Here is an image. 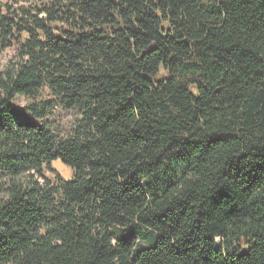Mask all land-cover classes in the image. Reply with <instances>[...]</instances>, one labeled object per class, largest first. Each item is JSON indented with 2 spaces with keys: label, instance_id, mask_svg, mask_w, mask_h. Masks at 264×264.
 I'll return each mask as SVG.
<instances>
[{
  "label": "trees",
  "instance_id": "trees-1",
  "mask_svg": "<svg viewBox=\"0 0 264 264\" xmlns=\"http://www.w3.org/2000/svg\"><path fill=\"white\" fill-rule=\"evenodd\" d=\"M5 52L0 264H264V0L0 1Z\"/></svg>",
  "mask_w": 264,
  "mask_h": 264
},
{
  "label": "rangeland",
  "instance_id": "rangeland-1",
  "mask_svg": "<svg viewBox=\"0 0 264 264\" xmlns=\"http://www.w3.org/2000/svg\"><path fill=\"white\" fill-rule=\"evenodd\" d=\"M0 1H6V0H0ZM7 1H11V0H7ZM10 55H11L10 52H5L2 55H0V70L3 69ZM45 94L46 95L48 94L47 90H45ZM16 104L19 106H24L25 99L23 97H17ZM79 116H80L79 109L66 110V109L57 108L54 114V121L56 122L59 132L62 135H67L68 133H70L75 123L77 122ZM52 165L63 178L70 180L73 177V171L71 170V168L68 167L66 164H64L61 160H55ZM45 174L51 177V175L48 172H46ZM132 232L133 231H129L128 234Z\"/></svg>",
  "mask_w": 264,
  "mask_h": 264
}]
</instances>
